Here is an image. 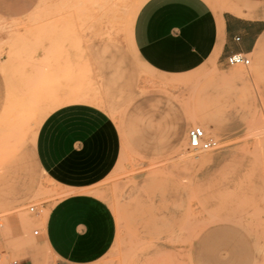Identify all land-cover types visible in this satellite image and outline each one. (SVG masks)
<instances>
[{
    "label": "rangeland",
    "instance_id": "obj_1",
    "mask_svg": "<svg viewBox=\"0 0 264 264\" xmlns=\"http://www.w3.org/2000/svg\"><path fill=\"white\" fill-rule=\"evenodd\" d=\"M146 1L0 0V52L17 74L6 99L21 87L12 110L28 122L17 140L0 117V264H57L43 229L72 192L47 181L33 133L73 102L103 107L123 139L116 167L88 192L117 223L104 264H264V46L249 67L159 72L133 44ZM207 1L221 12L237 0ZM197 118L220 149L189 148L188 130L204 129Z\"/></svg>",
    "mask_w": 264,
    "mask_h": 264
},
{
    "label": "crops",
    "instance_id": "obj_2",
    "mask_svg": "<svg viewBox=\"0 0 264 264\" xmlns=\"http://www.w3.org/2000/svg\"><path fill=\"white\" fill-rule=\"evenodd\" d=\"M215 11L207 0H147L133 26L135 51L152 68L182 74L206 63L227 66V57L257 54L264 46V0H237ZM0 52V117L21 139V87L6 99V86L17 81ZM147 65V66H148ZM52 89V88H51ZM50 87L45 89L51 91ZM12 100V101H11ZM6 107H11L5 112ZM14 117L8 119V117ZM0 139L5 136L0 135ZM33 155L47 181L71 194L51 208L43 229L57 264H104L117 235L110 206L88 193L116 167L123 139L113 117L91 102L58 106L33 133ZM19 264H35L29 256Z\"/></svg>",
    "mask_w": 264,
    "mask_h": 264
},
{
    "label": "built area",
    "instance_id": "obj_3",
    "mask_svg": "<svg viewBox=\"0 0 264 264\" xmlns=\"http://www.w3.org/2000/svg\"><path fill=\"white\" fill-rule=\"evenodd\" d=\"M227 64L231 66L241 65L249 67L251 65V59L241 53L232 54L227 57ZM188 146L190 149L202 152L216 151L221 148L220 141L213 136L207 135L206 131L200 126H193L188 130ZM31 211H35V206H31ZM35 234H39V230L35 231ZM2 252H0V258ZM13 264H19L18 260H15Z\"/></svg>",
    "mask_w": 264,
    "mask_h": 264
},
{
    "label": "bare ground",
    "instance_id": "obj_4",
    "mask_svg": "<svg viewBox=\"0 0 264 264\" xmlns=\"http://www.w3.org/2000/svg\"><path fill=\"white\" fill-rule=\"evenodd\" d=\"M121 13V12H120ZM117 18V17H116ZM74 90H75V88H74ZM75 92V91H74ZM72 98V97H71ZM193 123L196 125L197 123H200V124H202V126L204 127V130L206 129V126H205V124H204V122H202L201 120H199L198 118L197 119H195V120H193ZM207 133V132H206ZM208 135V134H207ZM193 151H195V152H202V151H196V150H194V149H192Z\"/></svg>",
    "mask_w": 264,
    "mask_h": 264
}]
</instances>
